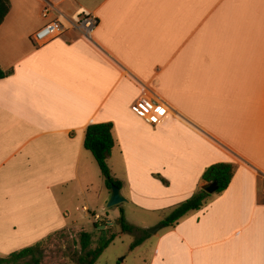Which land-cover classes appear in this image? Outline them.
I'll use <instances>...</instances> for the list:
<instances>
[{"label": "crops", "instance_id": "0c3cea01", "mask_svg": "<svg viewBox=\"0 0 264 264\" xmlns=\"http://www.w3.org/2000/svg\"><path fill=\"white\" fill-rule=\"evenodd\" d=\"M9 1L0 252L67 229L73 199L104 209L111 190L95 191L83 142L89 125L112 123L108 160L117 155L124 167L120 193L146 211L189 199L213 164L235 167L224 192L152 235L148 264H264V0ZM82 12L97 18L91 38L69 26ZM58 17L62 35L34 45L31 36ZM144 94L162 106L155 124L136 108Z\"/></svg>", "mask_w": 264, "mask_h": 264}, {"label": "rangeland", "instance_id": "374dc122", "mask_svg": "<svg viewBox=\"0 0 264 264\" xmlns=\"http://www.w3.org/2000/svg\"><path fill=\"white\" fill-rule=\"evenodd\" d=\"M107 164L113 178L125 180L124 167L117 155L113 154ZM95 167L97 177H93L92 180L95 191L97 194L99 192L105 193V187L108 190L109 188L106 186L105 179L97 164ZM65 199L63 195L58 193V200L61 204L64 205L67 202ZM84 200H86V197L73 199L71 203L69 202L70 207L67 209L68 220L66 223L68 228L43 240L41 247L43 260L41 264H76L72 260V256L74 252L80 251L79 235L81 232L91 235V249L106 243L113 237V241L108 244L94 264H148L155 242L152 234L147 231L160 226L161 222L170 215L174 208L166 207L157 211H146L133 204L122 202L110 208H107L106 203L104 209H101L96 203L89 202L87 205L89 208L88 216H84V212L81 210L83 204H85L83 203ZM93 213L98 214L101 220L96 222ZM121 217L132 228L131 231H122ZM102 219H107L109 224L106 225L105 220ZM99 225H104L106 228L99 229ZM169 228L163 227L159 230V233L162 234L168 231ZM140 238L144 239L143 242L135 245V242ZM10 245H16V243H10ZM3 250L6 251L5 248ZM8 255L0 252V258H5Z\"/></svg>", "mask_w": 264, "mask_h": 264}, {"label": "trees", "instance_id": "16d2710c", "mask_svg": "<svg viewBox=\"0 0 264 264\" xmlns=\"http://www.w3.org/2000/svg\"><path fill=\"white\" fill-rule=\"evenodd\" d=\"M10 11V1L0 0V26ZM11 71H4L0 68V80L8 77ZM112 123L91 124L85 130L83 147L90 152L94 158L101 174L103 175L106 186L111 190L112 186L121 189L122 184L113 178L107 164V160L115 146V140L112 134ZM235 167L230 163H217L206 168L201 176L203 183H217L215 194L224 192L234 175ZM210 194L198 189L189 199L178 204L170 215L166 217L161 225L163 227H173L186 214L192 211H198L204 207ZM122 231L128 232L132 228L125 223L123 217L120 219ZM45 240V239H44ZM143 238L138 239L135 245L141 244ZM113 241V237L106 243L91 249V235L81 232L79 235L80 251L74 252L72 260L76 264H94L108 244ZM43 240L36 244L23 248L19 251L9 254L5 258H0V264H41L43 260L42 244Z\"/></svg>", "mask_w": 264, "mask_h": 264}, {"label": "built area", "instance_id": "2783aa9c", "mask_svg": "<svg viewBox=\"0 0 264 264\" xmlns=\"http://www.w3.org/2000/svg\"><path fill=\"white\" fill-rule=\"evenodd\" d=\"M51 8L45 7L41 12V17L45 20L49 19L51 16ZM70 27L76 28L81 34L87 38H91L93 31L97 26V18L87 12H82L76 15L68 22ZM66 29L64 23L60 18H56L48 21L41 29L35 32L31 36V40L36 46L43 45L52 39L62 35ZM136 108L139 109L140 115L149 124H155L158 119L163 115L160 109H162L161 104L152 97L148 95H141L136 101ZM84 213H88L87 208H82ZM94 220L97 222L101 220L98 214L93 215Z\"/></svg>", "mask_w": 264, "mask_h": 264}, {"label": "water", "instance_id": "95a60500", "mask_svg": "<svg viewBox=\"0 0 264 264\" xmlns=\"http://www.w3.org/2000/svg\"><path fill=\"white\" fill-rule=\"evenodd\" d=\"M201 190L208 193V194H214L217 191V183L216 182H212V183H208L204 186L201 187ZM122 202H126V199L121 195L120 193V189L116 186H112L111 187V194L109 197V200L107 202V208L116 206ZM101 229H103L104 227H100ZM162 228V225L157 226L155 228L149 229L147 232L149 234H156L160 229Z\"/></svg>", "mask_w": 264, "mask_h": 264}]
</instances>
